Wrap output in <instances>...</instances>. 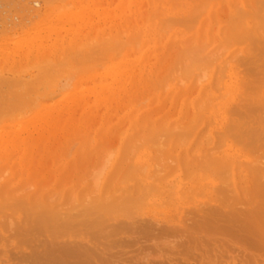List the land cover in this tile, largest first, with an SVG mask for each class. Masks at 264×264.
I'll list each match as a JSON object with an SVG mask.
<instances>
[{
    "label": "rangeland",
    "instance_id": "374dc122",
    "mask_svg": "<svg viewBox=\"0 0 264 264\" xmlns=\"http://www.w3.org/2000/svg\"><path fill=\"white\" fill-rule=\"evenodd\" d=\"M17 1L20 2V0ZM27 1H29L28 3L32 2L31 4H35L36 2L35 6H39L40 4L39 7H41L44 3L46 5L43 8L41 7L42 9L39 10L42 12V15L41 16L39 15L41 14V12L38 13L36 20L34 19L33 21L34 23H32V25L34 26L35 24L39 26L47 25L49 20H46L45 17H48V15L52 10H55V13L58 14L72 7L70 6L71 4L70 5L68 4L67 7L70 6L68 8H63V9L59 8L62 5L65 7L64 3L67 4V0H60L62 1V3L59 0H37V1L23 0L21 1L22 3L21 2L20 3L22 5L23 2L26 3V5H28L26 7L29 8V6L32 5L27 4ZM73 1L74 4H76L75 5L76 9L83 10L84 8L87 9V11L85 13L83 12L84 14L82 13L83 14V15L81 14L82 16L80 15L74 18V19L78 18L79 20L73 19L74 22L75 21L77 22V23L73 22L75 26L72 25L73 24L72 22L70 23L73 27L66 25L65 23L66 21H65L62 24L57 23L56 28H58V24H59L60 30L63 29L62 27H67L71 30L70 31L67 28L63 29L64 30L63 32L61 30L60 32L63 34V37L65 35L68 37L69 35H71V33L74 32L77 33L80 31L81 33L80 32L79 33L82 40L80 38H77L79 41L76 39L78 43L75 42L77 43V45L79 44L78 45L79 47L80 46L84 47L85 44L90 45L91 43H93V46H95L96 42H99L102 39L105 41V39H107L110 36V33L118 32L119 36L122 37V35H120L121 34L120 31L124 32L125 30H127L126 34L124 33V36L126 37L130 33L131 35H134L138 31L141 32L143 29H150L151 27L154 28V25L156 26L158 31L161 28L162 31L164 30L162 32L163 33L162 35H168V32L165 33V31L168 29L166 25L168 24L167 21H169V19L171 20V18H174L175 22H177L175 23L173 19L174 25H172V27L175 30L179 31V34L181 35L180 38L182 40L174 39L172 45H169L168 43H170V41L167 43L166 39L164 38L162 39L160 38L159 40L155 41V42L159 41V43H157V45L154 46L151 45L152 46L151 52L150 54L148 53V55L146 56V59L144 60V66L142 68L135 65L133 61L131 62L132 64H129L130 62H127L128 65H125L126 62L123 60L122 57L120 56L116 57L114 59L115 62L113 61V63L116 64L120 63L117 66L118 72L116 71L114 73L115 75L113 74L106 81H100L104 73H102V76H100L101 74H98L103 71L102 66L107 62L106 59L104 58L97 59L96 60L97 62L93 61V63H90L91 65L88 68H85L87 69L85 70L86 73L87 72L94 73L95 71L97 72L96 73L98 74L97 77L92 81L84 82L86 75L84 72H83L84 75L81 73L80 75H78V73H76L75 77L74 75L73 76L69 75V78L71 79V81L69 80L70 86L64 90L63 95L55 98L56 101L54 100L51 103V105L47 106V108L51 109L52 107H55L57 105V108L59 107L60 110L65 109L64 111H62V115L64 114L65 115L61 116L62 119L60 118L61 121L58 122V124L55 125L50 124L47 125V127L46 126L43 127L45 130L43 132L45 134L46 139L48 137L45 147L44 148L40 147L39 150L38 148L34 149L36 152L34 151L35 153H33V155L31 154L30 156L31 161L28 160L29 162L26 163L27 168L24 166L25 164H21V165L17 164V169H16L17 176L15 181H11V183H6L5 180H2L0 182V186L3 184L2 186L4 188L2 187V189H0V192L5 190L10 191L13 193V194L11 193L12 194L11 196H13L14 194H16L15 191L16 185L20 183L21 185H25L26 188L28 189L26 191V189L24 188V191L22 192L21 196L23 194L30 195L31 193L35 192L38 193L36 195H38L39 197H48L55 192L57 193V191L59 190H60L59 191L60 194H63L62 196H64V194L65 196H68L69 194L67 195V192L69 191L68 193H71L73 190H75L74 191L75 194L76 192L81 193L80 191H82L84 187L82 186L83 185L82 182H80L81 179L83 180L81 175L84 176V173H86V171L92 165H95L100 160L101 158L100 156H102V154L107 153L108 150L116 152L120 148H129L130 145L131 146L134 145V148H137L138 144L136 143L139 142H135V141L137 140L141 141V139L139 138L140 135L142 137H144L143 135H147V131H150L151 130L150 128L154 127L152 126V124L154 123H156L158 125L157 127L161 130L160 133H163V132H168L167 129L170 127V124L175 125L176 123L177 124L183 123L185 119L188 120L187 117L188 118L191 117L193 111L195 110L194 105H196V102L199 101L201 98L200 93L195 92L191 95L193 96V98L190 96L189 98L187 97L188 99L185 100L184 98L186 97L180 96L181 94H179V92H177V90H175V88L171 86L172 84L177 82L176 72H178L180 68L182 69V67L188 65V63H190L189 56L194 55L193 54L194 52L192 53L193 51L192 49H189L190 51L189 50L187 51V49L185 50V48H188L189 45H193L191 47H194V46H198L199 43L200 45H202V47L205 46L204 53L206 55H210V53H212L214 50H218L217 53L221 50L222 51L224 50L223 53L221 51L222 55L218 54L219 57L218 59L221 58L220 60L223 61L222 65L223 64L238 65L239 67L237 68V71H241L239 73L240 76L247 78L248 81L246 82L247 83L249 82L251 85L253 82H255V78H258L260 80L264 79V71H262L264 70V66L261 65L264 64L262 63L264 62L262 61L264 60V49L258 50V48L256 47V45L258 47L264 45L261 42L264 41L262 40L264 39V2H261L264 0H235L236 3L234 5L235 7L233 9L232 14L230 13V11H228L229 9L227 8V6H226L227 9H224L225 6L219 9L221 11L218 10L217 12L218 15L217 14L214 15L213 21H211L212 23H210L207 29L204 27H203L204 29L199 28L201 21H203V17L201 16L202 11L199 12L200 8L201 9L203 8L201 7V5L202 6L204 5L202 4L203 3L202 0L201 1L190 0L192 1V3L190 2L191 4L190 8L192 9L193 7L194 9H197V11L199 12V13L197 12L198 14L197 17H196V11L195 12L192 11L193 13L186 12L187 14H172V15L167 14L161 19L155 17L151 19L152 16L150 13L153 10V6L147 3L146 0H137V2L135 0V2L137 3V5L133 4L135 5V8L132 7V3H133L132 0L129 2L128 0H123V1L122 0H73ZM130 2H132L131 5ZM3 3L5 4V2H2L1 6L4 5ZM165 4L167 7L169 6L167 5L165 0H163L160 4H158L159 10L160 9H162L163 11L167 10L168 8L165 6ZM119 7H121V11ZM8 8L6 10L2 9V11L5 10L3 11V13L8 11V14H11L9 13L10 9L8 10ZM37 8L38 7H36V9ZM235 8H237V10L239 9L241 12H239V10L238 11L236 10L235 12ZM89 9H91L92 11ZM242 9L244 11H242ZM48 11L50 12L48 13ZM244 12H248L249 16H247V13L245 14ZM56 14L53 13L52 15H56ZM239 15L242 18H244L242 20V22L244 23L243 24L242 22L240 23L242 24V26L239 25L243 27V29H240V32L244 33L245 31L244 34L246 35L248 33L247 30L252 28L251 29L253 30L252 36L258 39L257 44H254V42L256 41L252 42V44H250L251 42L247 43L249 42L248 41L249 37H247L248 35H250L249 33L246 36L247 39L244 38L245 36L241 38L242 36L240 35L241 36L240 38L242 39L240 40L242 42L245 39L244 43L237 44L235 41L234 43L232 39H231L232 40L231 43L233 44L228 42L227 39L229 38V35L234 33L233 32L234 29L233 30L230 29L234 28V26L235 28H238L239 20L237 18H236L237 20H235V16H238L240 19ZM121 16L123 17L121 18ZM187 16L189 18H187ZM42 17L44 18L42 19ZM232 17L234 18L235 22H237L233 27L230 26V23L231 24L233 23L232 22L233 19L231 20ZM84 20L86 22H84ZM170 23L172 24V20L170 21ZM60 24L62 25V27H60ZM171 24H169V26ZM53 25L56 26V23ZM163 25L165 26L163 27ZM117 26L119 27V29ZM173 28H169V30H173ZM261 28L262 30H260ZM51 29L52 28H50V30L48 31L49 33L50 31L51 32L53 31V29L52 30ZM199 29L201 31L197 32ZM237 31L235 33H237ZM53 33L54 32L49 34L51 36L49 40L51 39V41H49L46 38L45 41L43 40L44 41L43 43L50 44V42H52L55 37L54 36L55 34ZM156 35L157 34L155 33L153 36H151V39L156 40ZM197 36L199 37L195 38ZM97 37L99 39L101 37L102 38L101 40H98ZM204 37H208V39ZM121 39L124 40L123 37ZM193 39H195V42ZM103 40L102 42H104ZM132 40L133 39H130L131 42ZM236 41H237V37H236ZM182 42L183 45L181 44ZM226 42L228 44L230 43L229 44L230 46L226 45L227 44ZM259 42H261V44ZM60 43L61 42H59L58 44ZM71 43L66 41V43L60 44L59 45L60 47L58 46L59 48L58 50L60 52L57 51L59 53L58 54L56 53V57L52 56L51 58L57 62L59 56L61 59V61L59 59L60 63L62 62V60L66 62L65 59H68V57L70 58V54L72 56L73 53H77L76 51L77 49H74V47L68 45ZM218 43L220 44L221 47L224 48L219 50L220 48L218 49L219 46ZM123 46L124 45H122V47ZM64 47L69 49H67L65 52H62V49H64ZM126 47L127 48L125 50H129L132 48V45L129 46L127 45ZM183 50L185 51L183 52ZM95 51L99 52L100 50L97 51L96 49ZM130 51H132V49ZM186 51L189 53L191 52L192 54L190 55L189 53H187L189 55L187 56ZM247 51L249 55L247 54ZM67 52L69 56L66 54ZM238 52L241 54V56H238L240 55ZM184 53L185 56H187L184 57L185 61L183 60V56H182ZM113 55L116 56V54L114 53L111 56ZM235 55L241 57V61L238 58L240 62L235 59L237 58L234 57ZM244 55L249 57L253 56V59L252 58L251 59L252 61L254 60L256 62V63L254 62V64H257L258 67L255 68L252 62L249 64V66H248L249 62H247V64L246 63L244 64L245 61L243 62V60L246 58L243 57ZM65 56L67 58H65ZM51 58H49L50 61ZM213 58L214 56H211L210 59ZM232 58H234L233 61H231ZM258 58H260L261 60H258ZM27 60L28 59L20 60V61L17 60V64L15 63L16 65L13 67L14 71L15 68L17 69L19 68L20 71V68L24 69V66L25 67L28 66L29 62H27ZM29 60L31 61L32 59ZM53 60L50 63L54 62ZM32 61L35 64L34 60ZM65 62H62L64 64L61 63L62 66L60 65V63L58 64L59 66L58 65L55 66L56 64L54 65L56 67L54 68L55 70L58 67L57 72L55 71L56 73H58V71L60 72L61 70L65 72L67 71L69 67L67 65H66L67 67L64 66ZM182 64L184 66L180 67ZM243 66L245 69L243 68ZM247 66L251 68V71L250 70L248 71L246 69ZM36 67L33 65L31 66L32 68L31 70L30 69L27 70L32 71ZM178 67L180 68L178 69ZM121 69L124 70L125 72L126 69H130V70L129 71L127 70V72L124 75L123 73L124 71L119 72V70L122 71ZM241 69H244L245 73ZM242 72L244 73L245 76L247 75L248 77L243 76V74H241ZM26 73L23 74L20 73V74L23 76ZM128 73H130V75ZM126 76L127 79L129 78L128 80L126 79ZM121 77L124 79L122 80ZM251 79H253L252 80L253 82H251ZM258 79H256V81H258ZM114 80L116 81L115 83L117 85L113 82ZM63 81L64 78L60 80L61 83ZM78 81L82 82L80 85H78V88L81 89L80 87H82L81 90L83 92H81V90L79 92V90H76L78 88L74 89L73 86H71L73 82L75 83ZM117 82H119V84L121 85H119ZM123 82L125 83V85ZM101 83L105 85L107 84L109 86L113 85L112 86L113 88H111L109 92L104 93L105 94L104 97L103 95L96 96L97 94H95L97 93L96 92L98 88L97 86H100ZM248 85L246 86L245 84V89L247 90H245L244 87L240 89L238 93L239 96L231 104L233 109L235 108H236L235 110L241 109L238 112H244L243 106H245L246 103L247 106L252 103L250 100H248L249 99L248 95L251 92V89L249 88ZM71 90L73 91L75 90V91L73 92ZM244 91L245 94L243 95ZM246 91H248L249 93H247ZM77 92H79V95H77L78 94ZM259 92L260 93L262 92L261 88H259ZM175 93H177L178 95ZM260 93L258 94L255 93V94L259 95ZM196 95L199 96H197V99L195 100ZM82 96L85 98V102L87 98H89L87 100L89 102L85 103L84 98H82ZM107 96H109L110 98L109 97L107 98ZM259 96H261V94ZM259 96L258 97L256 96L257 100L259 99ZM98 97L101 100L96 101ZM79 98H81V100ZM193 100L195 103L192 102ZM83 103L85 105H83ZM61 106H63L64 108H62ZM232 108L229 109V112L233 111ZM136 110H138L139 114L144 112V114L145 115L147 114L146 116H148V120H146V122L143 124L141 123L142 126L141 124H139L140 122L137 123L138 124L137 126H134L135 124L134 122H132L134 121L133 118L135 119L134 111ZM235 110L233 111L234 113L236 112ZM254 110L255 111L248 113L246 117H243L244 119L242 117L240 118L239 116L238 120L240 123L244 124L243 128L247 126L251 128L254 126L253 129H256L255 127H258L257 128L258 130L261 129L264 130V104H259ZM33 111H32L33 113L31 112L29 114L30 117L36 115L39 111V108H36ZM40 113L41 112H39L38 114ZM231 115L233 117L235 116L234 118H237L236 117L237 115L233 113ZM253 115L256 116L254 117ZM130 123H132L133 126H131L132 124ZM146 127L149 128V130L147 129L145 131ZM177 129H172V132L173 130L176 131L174 132L176 133V136L177 133H179V129L181 128H177ZM222 131H223L222 129L216 130V132H220V133ZM142 132H144V134L139 135V133ZM35 133H34V138H37L39 133L36 134ZM262 134H264V132H262ZM261 136L262 137L255 138L256 146L248 142H244L245 144L244 146L241 145V143L243 144V142L237 144L236 142H233L232 139H228V143L233 142L232 144H235L236 148H239V150L243 153V155L247 156L245 159H246V163H248L247 165L248 167H246L245 173H242L241 175L243 176L241 177L240 175L238 177L239 179H236L234 184L230 183L229 179L226 181L225 179H219L217 176L213 174L214 172H212V170H209L210 171L209 172L202 168L201 163L203 162L202 164L206 165L208 161L201 159L200 156L202 155L201 152L197 156L196 154H198V152H195L196 151L195 149L202 150L203 147L204 148L206 147L205 144L203 146L199 145L198 141L196 140L197 144H193V146L190 145L188 148L175 149L176 154H178L180 157H187V156L189 157L187 150L190 151L189 154L191 156L195 152L196 157H194L193 155L192 156L194 157L193 160H191L192 159L191 157L190 160L192 161V163L189 164V167L188 165L185 166L184 164L182 165L180 164V166L178 165L179 167L177 166L179 169L178 168H175V170L172 169L173 171L171 172L170 176L160 184V189L157 191V194L154 195L152 194L151 197H149L150 199L149 202L143 204V206L140 205L138 207L140 211L138 210L136 212H133L131 213L132 215L129 213H125L124 211H123L124 214L122 212L123 215L120 214L121 211L119 212V214L117 213L104 214V212H102L103 213L102 214L101 212H97L98 210L96 209L90 211L92 213L89 215V211L86 212L87 214H85V212H83V210L80 209V207H78L79 212L76 208L67 211V209L63 207L65 206L64 204L65 196L64 197L56 196L58 198L54 200L55 202L52 201L51 204V207H54L51 209H56L55 207H57L56 214L58 216L56 217L59 218L60 216H62V218H59V220L61 219V221L67 218L64 217L66 216L64 214H63L64 216L59 215L62 214L61 212H63V208H64L65 209L64 211H67L69 215L71 214L70 217L72 218H69L70 220L67 218L69 222L70 221L71 222L70 225H68L69 226L68 229L66 228L64 230V233L63 231L60 232L58 230L59 231L58 232L57 230H52L53 231L52 234V232H50L51 230L48 231V229L47 228L45 229L44 227L41 229L39 228L41 230V232H39V229L38 227H36L35 224L34 226L36 230H34L33 224H31V222H29L30 220L28 219L32 217V214L30 212H33V214L36 212L33 209L30 210V212H28L29 215H31V217H28L29 215L26 216L25 215L26 213L23 212V211L26 212V210L24 209H22L23 211L21 210L23 213H21L20 210L18 211L16 209V214H15L14 209L12 212V209L9 210L6 207L2 208L3 210L1 209L0 211L1 214L0 215V224H1L0 225V264H11V262L12 264H16V263L37 264L36 261L42 262V260L45 257L42 258V260L40 257L45 254L48 257L49 255L51 256V254L53 255V257H56L54 255L58 254V256L61 255L62 259L64 257L69 261L71 260L70 262H77L78 260L80 261L83 259V262L81 261L80 264L82 263L83 264L85 263L86 264H264V243L261 242L264 241L262 240L264 239V232H262V230H264V226H262L264 225V219H262L264 218V164H260V163H264V158H261L264 157V135ZM178 137H175V135L173 134V138H175L174 142H177L179 140ZM193 138L194 137H191L190 140L188 141H191ZM218 139H215V141H218ZM257 139L260 140L259 143ZM246 144L247 145L249 144L250 146L249 145L247 146ZM146 146H147L146 144L141 145V147L138 146L139 149H137V153L145 152L144 148ZM191 148H193V152L191 151ZM224 148L225 147H223L222 149ZM215 153H220V150L216 151ZM12 154L13 155L11 156L12 157L11 162H15L16 160L24 158L26 156L25 153L21 150L19 151L15 150ZM195 158L198 159L195 160ZM5 162L6 161H4V156L0 154V168L4 165ZM152 167L153 165H151V168ZM260 167L262 168L258 170V168ZM188 169L190 170L194 169V173L197 174L193 173L191 178L185 177L187 174L186 170L188 171ZM254 169L256 170L255 171L256 173L254 172ZM77 179L78 180L80 179L78 183H77L78 181ZM254 179L255 181H253ZM238 181H241V183L239 184ZM26 184H29L28 185L29 188L27 187ZM30 184H32L33 186L31 185L32 186L31 187ZM191 188L193 189V191L191 190ZM54 205H58L59 207L61 206L63 208L60 211L58 210L59 207ZM40 210L41 208L40 209L38 208L37 211ZM81 211L84 213V215L83 214L81 215L82 213ZM248 211L250 212L248 213ZM76 212H78L80 215L77 214ZM9 215H11V217ZM3 216H5L6 218L7 216H9V219L11 218L10 221H8L9 219L6 220L3 219ZM128 216L129 217L131 216L130 218H132L133 220L135 218L134 223H136V221L137 222L140 221V219L141 221L146 219L145 220L146 225L145 222L143 221L142 222L140 221L138 223L139 225L142 223V226L144 228L145 226L151 224V229H149V231L150 230L151 231L145 233V230H143L144 231L143 232L142 226L138 227L137 223L135 224L136 227H133L131 229L123 230L120 232L114 231L115 226L119 224H123L121 222L127 223L126 221H128V223H130V221H133L132 219H129ZM25 217H27L26 218L27 221H25ZM59 220L57 219V222L60 223L61 221ZM245 220L248 223L245 222ZM12 221L14 222L12 223ZM251 221H254L252 222V225L250 224L252 228L251 227L248 228L249 227L248 225H247L248 227H246L245 224L246 223L249 224L251 223ZM256 221H259L260 223L259 222L257 223ZM8 222H11L12 224L10 223L9 225ZM78 222H80L81 224ZM242 222L244 225L242 224ZM261 222L262 225H260ZM26 223H29L31 227L32 226L33 227L30 228V225L28 226V224ZM75 223H77L78 225L75 226ZM24 224H26V226ZM257 224H259L260 226L258 225L257 227ZM27 227L30 229H28ZM259 227H261L262 230ZM44 229L47 230L49 233L46 232ZM255 229H257L258 231L257 233H255L256 232ZM252 231L254 233H252ZM56 232H58V234H55ZM244 232L247 234H245ZM255 234L256 235L258 234L259 237L261 236L262 238L261 237L258 238ZM258 239H260V241H258ZM71 245L73 246V248L75 247L77 250L73 249ZM60 250L62 253L63 252L64 253L62 254ZM75 250L77 253L79 252L80 254L85 251V253L88 255L86 256L85 253L81 254L80 256L79 254L76 255L74 254ZM68 251H72L70 253L74 255L69 254ZM36 255L40 259L33 261L35 259L33 257H36ZM65 259H63L64 264H65ZM27 260H30V262ZM70 262L69 264H73Z\"/></svg>",
    "mask_w": 264,
    "mask_h": 264
},
{
    "label": "bare ground",
    "instance_id": "6f19581e",
    "mask_svg": "<svg viewBox=\"0 0 264 264\" xmlns=\"http://www.w3.org/2000/svg\"><path fill=\"white\" fill-rule=\"evenodd\" d=\"M9 1H10V3H9ZM21 1H23V0H20V2ZM129 1H131V0H128V2ZM146 1H147V3H149L150 5L153 6V10L150 13L152 16L151 19H153L154 17L161 19L162 17H164L167 14H170V15H172V14H187L186 12H192V11L193 12L196 11V17L198 16L197 9H194L193 7H192V9L190 8L191 7L190 2L192 3L193 0L192 1H190V0H165L167 5H169L167 7L165 4V6L168 8L165 11H163L162 9L159 10V7H158V4H160L163 0H146ZM202 1H203L202 4H204V5L203 6L201 5V7H203V8L201 9L200 7H198V8H200V10L198 9L199 12L202 11L201 16L203 17V21H201V23L199 25V28H202V29H204V28L207 29L209 27L210 23H212L211 21H213L214 15L217 14L218 10L223 8L224 6H225L224 9L228 8L229 9L228 11H230V13L232 14L233 9L235 7L234 5L236 3L235 0H202ZM2 2H5V4L4 3L3 4L6 7L4 5L1 6ZM20 2H18L17 0H14V1L13 0H0V8H1L0 9L1 10V13H0V154L4 156V161H6L4 163V165L0 168V182L2 180H5L6 183H11V181H15L16 176H17L16 175L17 164H20V165L25 164L24 166L27 168L26 163L31 161V157H30L31 154L33 155V153L36 152L34 149L38 148V150H39L40 147H42V148L45 147L48 137L46 139L45 134L43 132V131H45L43 127L44 126L47 127V125H50V124H52V125L58 124V122L61 121L60 118L62 119L61 116L65 115V114L62 115V111H64L65 109L60 110L59 107L57 108V105L55 107H52V108L50 107L51 109L47 108V106L51 105V103L54 100L56 101L55 98L63 95L64 90L70 86L71 79L69 78V75L70 76L74 75V77H75L76 73H78V75H80V73L83 74V72H84L86 74L84 82H86V81L89 82V81H92L93 79H95L98 74H101L100 76H102V73H104V75L101 77L100 81H106L110 76H112L118 70L117 66L120 63L119 64L113 63V61L116 57H119V56L122 57L123 60L126 62L125 65H128L127 62H130L129 64H132L131 62L133 61L135 63V65L142 68L144 66V60L146 59V56L148 55V53L150 54V52H151V47H152L151 45L154 46V45H157V43H159V41L158 42H155V41L159 40L160 38L161 39L164 38V39H166L167 43L170 41V43H168L169 45H172V42H174V39L182 40L180 38L181 35L179 34V31L175 30L172 27V25H174L173 23L175 22V19L171 18L172 24L170 23L171 20L169 19V21H167L168 26L166 25V27H168V29L165 31V33L168 32V35H162L163 34L162 32L164 30L162 31V28H161L158 31L156 26L154 25V28L151 27L150 29H143V30L140 28L142 30L141 32L138 31L134 35H131V33H130L126 37L124 36V33L126 34L127 30H125L124 32L120 31V33H121L120 35H122L124 40L121 39L122 37L119 36L118 32L110 33V36L107 39H105V41L102 39L104 42H102V40H101L102 37L100 39L97 37L98 40H101V41H99V42L94 41V42H96L95 46H93V43L90 42L91 43L90 45L85 44L84 47L80 46L81 47L80 48L78 46L79 44L77 45V43L79 41L77 38L81 39V37H80L81 32L80 31H79L80 33L74 32V33H71V35H69L68 37L66 35L63 37V34L60 31L62 30V32H63L64 31L63 29H66L67 27H62L61 24L66 21L65 22L66 25H69V26L74 25L75 26L74 23L76 21L74 22V20H76L78 18H76V19H74V18L80 16L83 12L85 13L87 11V9H84V8H83V10L82 9H76V6H75L76 4H74V1L73 0H67V4L64 3L65 7L63 5L60 7L58 6V7L63 9V8H68V7L72 6V7H70V9H66L65 11H62L58 14L55 13V10H52L51 12L48 11V13L50 12V14L48 15V17H45L46 20H49L48 24L45 26H39V25L35 24V26H34V25H32V23H34L33 22L34 19L36 20L38 13L41 12L39 10H41L44 6H46L45 3L41 6L42 7L41 8V7H39L40 4H39V6H35L36 2H35V4H31L32 2L28 3L29 1H27V4L32 5V6H29V8H28V7H26L28 5H26V3H24L26 1L23 2V5L21 4L22 2L21 3ZM60 2L62 3V1H60ZM132 2H130V5L132 3V7L135 8V5H133V4L137 5V3H136L137 0H136V2H135V0H132ZM261 2H264V1H261ZM68 4L69 5L71 4V5L67 7ZM226 6H227V8H226ZM36 7L40 8V9H38V8L36 9ZM7 8H8V10L10 9L9 13H11V14H8V11L3 13V11H5ZM90 8H92V7H90ZM119 8L121 11V7H119ZM2 9H5V10L2 11ZM57 10H58V8H57ZM89 10H91V9H89ZM236 10H237V8H235V12H236ZM104 11H105V9H104ZM219 11H221V10H219ZM242 11H244V10L242 9ZM239 12H241V11L239 10ZM254 12H255V10H254ZM53 13L56 15H52ZM95 13H97V12H95ZM244 13L245 14L247 13V16H249L248 12H244ZM244 13H241V14H244ZM39 15L41 16L42 12ZM99 15H101V14H99ZM86 17H88V16H86ZM122 17L123 16H121V18ZM243 17H244V15H243ZM43 18L44 17H42V19ZM80 18H82V17H80ZM187 18H189V17L187 16ZM236 18L239 20L238 21L239 22V24H238L239 30H238V28H235V26H234L237 23V22H235V20H237ZM111 19H113V18H111ZM118 19H119V17H118ZM173 19H174V22H173ZM243 19L244 18H242L241 16H240V19L238 16H235V20L233 17L231 18L233 23L232 24L230 23V26H232V27L234 26V28L230 27V28H232L230 30L234 29L235 31L233 30L234 33L231 32L232 33V34H230L231 36L229 35V38L227 39L228 42L231 43L233 40V42L235 41L237 44H240V43H244L245 39H247V37H249V40H248L249 42H247V43L251 42L250 44H252V42L256 41V42H254V44H257L258 39L252 36V33H253V30H251L252 28L247 30V32L250 35H248V33L245 35L244 34L245 31H244V33L242 32L243 34L240 32V29H243V27H241L242 24L244 23V22H242ZM187 21H188V19H187ZM70 22H72V23L74 22V23L71 25ZM84 22H86V21L84 20ZM241 22H242V24H240ZM55 23H56V26L53 25ZM57 23H61L60 27H62L63 29L60 30L59 24H58V28H56ZM175 23H177V22H175ZM169 24H171V25L169 26ZM239 25H241V26H239ZM63 26H64V24H63ZM164 26L165 25H163V27ZM50 28L53 29L52 32H54L53 34H55L54 35L55 37H54V40L52 42H50V44L49 43L45 44V43H43L45 41V39L47 38L49 40V38L51 37L49 34L52 32L51 31H50V33L48 32L50 30ZM169 28H173V30H169ZM67 29H69V28H67ZM118 29H119V27H118ZM249 30H250V32L251 31L252 32L250 33ZM260 30H262V28ZM199 31H201V30L199 29L197 32H199ZM236 31H237V33H235ZM122 32H123V34H122ZM180 32H182V31H180ZM155 33L157 34L156 40H153V39H151V36H153ZM48 35H49V37H48ZM200 36H201V33H200ZM206 36H208V35H206ZM243 36H245L244 37L245 39L242 42L241 38H243ZM198 37L199 36H197L195 38H198ZM236 37H237V41L239 43L236 41ZM4 38H6V39H4ZM204 38L208 39V37H204ZM250 38H251V40H250ZM130 39H133L134 41L132 40V42H131ZM193 40L195 42V39H193ZM229 40H231V41H229ZM262 40H264V39H262ZM49 41H51V39ZM66 41H68L69 43H71V42L73 43V44L71 43L68 45H71L72 47H74V49H77L76 50L77 53L72 52L73 55L71 56V54H70V58L68 57V59H65V58H67L66 56H65V58H62V59L66 60V62L62 60V62H65L64 66L67 65L69 68L67 69L66 72L61 70L62 71V72L60 71L61 73L59 71H58V73H56L58 70V67L56 70L54 68H56L55 66H57L60 63L61 59L58 56L60 61L58 59L59 62L58 61L56 62L51 57L52 56L56 57V53L58 54L60 52L58 50L59 49L58 46L60 44L66 43ZM59 42H61V43L58 44ZM75 42H77V43H75ZM261 42H262V44H264V41H261ZM261 42H259V43L261 44ZM133 43H134V45H133ZM219 43H222V42H219ZM219 43H218V45L220 46ZM121 44L124 46L122 47ZM181 44L183 45V42ZM203 44H204V42H203ZM229 44L227 43L226 45H229ZM231 44H233V43H231ZM127 45L128 46L132 45V48H131L132 51H130L131 49L125 50L127 48L126 47ZM100 46H102V47H100ZM118 46H120V47H118ZM191 46H193V45H189L188 48H185V50L187 49V51H188L189 49H192L193 50L192 53L194 52L193 53L194 55L189 56L187 54L189 52L186 51L187 56H189V58H190L189 59L190 63H188V65H186L185 67H182V66H184L182 64L180 66V67H182V69L180 67H178V69L180 68V70L179 71L177 70L178 72H176L177 82L175 81L176 83L172 84L171 87L175 88V90H177V92H179V94H181L180 96L186 97V98H184L185 100L188 99L195 92L200 93L201 98L199 101L196 102V105H194L195 110L193 111L192 116L190 115L191 117H189V118L187 117L188 120L185 119V121L183 123H179V124L176 123L175 125L170 124V127L167 129L168 132L160 133L161 130L157 127L158 125L156 123H154V124H152V126H154V127L150 128L151 129L150 131H147V135H143L144 132L139 133V135L142 134L144 137H142L140 135L139 138L141 139V141H138V140L135 141V142H139L136 144H138V146H140V147H141V145H145V144L148 146V147L146 146L144 148L145 152H143V153H137V149H139L138 146H137V148H134V145H132V146L130 145L129 148H120L116 152L108 150L107 153L102 154V156H100L101 157L100 160L95 165H92L86 171V173H84V176L81 175L83 180L79 177L81 179V180L79 179L80 182H82V184H83L82 186H84L82 191H80L81 193L76 192V194H75V192H74L75 190H73L71 193H68L69 191L67 190L68 191L67 195L68 194L69 195L65 196V194H64L65 203L64 202L63 203L65 204V206H63V207L65 209H67V211H70L71 209H75V208L78 210V207H80V209H82L83 212H85V214H87L86 212L89 211V215L92 213L90 211H92L94 209L98 210L97 212H101V213L104 212V214L105 213H107V214H110V213L119 214L120 211H121L120 214H122L123 211L125 213H129V214L136 212L139 210L138 207L140 205L143 206V204L149 202V200H150L149 197H151L152 194L153 195L157 194V191L160 189V184L166 178H168L170 176L171 172L173 170H175V168H178L180 166V164L181 165L184 164L185 166L188 165V167H189V164L192 163L191 160H193V158L196 157L195 152H198V154H196L197 156L201 152L202 153V155H200L201 159L208 161V163L206 165L202 164L203 162L202 163L200 162L202 168L205 169L206 171L212 170V172H214L213 174L215 176H217L219 179H225V181L229 179L230 183L234 184L235 180L239 179L238 177L242 173H245V169H246V167H248L247 166L248 163H246V159H245L247 156L243 155V153L239 150V148H236V145L232 144V143L236 142L237 144L238 143L240 144L241 142H243V144L241 143V145L245 146L244 142H248V143L256 146L255 145V138L256 137H262L261 135H264V134H262V132H264V130H262V129L258 130L257 129L258 127H255L256 129H253L254 126L251 128L248 126L243 128L244 124L240 123L238 120L239 116H240V118L246 117V115L248 113L255 111L254 109L259 104H264V85H262V84H264V79L260 80L258 78H255V82H253L252 81L253 79H251V82H253L251 85L249 82L248 83L246 82V81H248L247 78L240 76L239 73L241 71H237V68L239 67L238 65H234V64H228V65L223 64L222 65L223 61L220 60L221 58L218 59L219 58L218 54L222 55L224 50L222 51L221 49L224 47L218 46V49L220 48L219 50H221L222 53H221V51H219L217 53L218 50H214L212 53H210V55H206L204 53V51H205L204 47L205 46L202 47V45H200L199 43H198V46H194V47H191ZM252 47H254V46H252ZM256 47L258 48V50L264 49V45H262L261 47H258L256 45ZM94 48H95V50L97 49V51H99V50L100 51L96 52L94 50ZM67 49H69V48L64 47V49H62V52H65ZM236 49H238V48H236ZM78 50H79V52H78ZM185 50H183V52ZM211 50H210V52H211ZM57 51H59V52H57ZM76 51H74V52H76ZM62 52H61V54H62ZM249 52H250V50H249ZM251 52H252V50H251ZM113 53L116 54V56H114V55L111 56ZM192 53L190 52L189 54L191 55ZM66 54L68 55V52ZM247 54H248V51H247ZM229 55H230V53H229ZM62 56H63V54H62ZM182 56H183V60L185 61L184 57H187V56H185V53ZM211 56H214V58L210 59ZM238 56H241V54ZM238 56L235 55L234 57H237V58H235L236 60H238V58H239L241 61V57H238ZM243 57L244 58L246 57L245 58L246 60L245 59L243 60V62L245 61L244 64L245 63L247 64V62H249L248 66L251 62L254 64L255 61L254 60L252 61L253 56L249 57V56L244 55ZM243 57H242V59H243ZM49 58H51V61L53 60L56 63H54V62L50 63L51 61ZM101 58H104L107 61L102 66L103 71L98 73V74H96L97 73L96 71L94 73H88V72L86 73L85 70H87V69H85V68H88L91 65L90 63H93V61L97 62L96 60L101 59ZM26 59H28L27 62H29V63H28V66H26V67L24 66L25 70L20 68V71H19V68L18 69L15 68V71H14L13 67L17 64V60L20 61V60H26ZM29 59L34 60L35 64L33 63L32 60L30 61ZM233 59L234 58H232L231 61H233ZM258 60H261V59L258 58ZM262 61H264V60H262ZM61 63H60V65L62 66V64H64V63H62V64ZM262 63H264V62H262ZM12 64H14V65H12ZM29 64L30 65L32 64L31 66L34 65L35 67L36 66H38V67H36L32 71H29L27 69H30V70L32 69ZM41 64H43V65H41ZM259 64H260V62H259ZM135 65H133V66H135ZM261 65L264 66V64H261ZM248 66L246 67V69L248 71L249 70L251 71V68ZM253 66H255V68L258 67L257 64H254ZM120 67H122V66H120ZM131 68H132V66H131ZM243 68H244V66H243ZM16 69H17V71H16ZM244 69H241V70L244 71ZM124 70H125V68H124ZM124 70H122V71L119 70V72H123ZM127 70L129 71L130 69H126V72H127ZM252 71H253V69H252ZM262 71H264V70H262ZM26 72H28V73H26ZM126 72L125 71L123 72L124 75ZM20 73H22V74L26 73L25 74L26 76L25 75L22 76ZM244 73H245V71H244ZM244 73L242 72L241 74H243V76H245ZM16 74H17V76H16ZM128 74L130 75V73H128ZM130 77H133V76H130ZM245 77H248V76L246 75ZM29 78H30V80H29ZM63 78H64V81L61 83L60 80ZM123 79L124 78H122V80ZM126 79H127V76H126ZM256 79H258V81H256ZM122 80H121V82H122ZM142 80H144V79H142ZM26 81H27V83H26ZM113 82L115 83L116 81L114 80ZM81 83H82L81 81H78L75 83L73 82L71 84V86H73V88L76 89V88H78V85H80ZM117 83L119 84V82H117ZM26 84H28V85H26ZM245 84H246V86L249 84L248 86L251 89L252 93L249 90L248 91L250 93L248 91H246V92L249 93V95H248L249 99L248 100H250L252 103L247 106V103L245 101L246 105L244 104L245 106H243L244 112H238L241 109L235 110L236 108L233 109L231 104L239 96L238 93H239L240 89L242 87H244V89H245ZM119 85H121V84H119ZM124 85H125V83H124ZM112 86H109L107 84L105 85V84L101 83L100 86H97L98 87L97 91H96L97 93H95V94H97L96 96L103 95V97H104L105 96L104 93L109 92L111 90V88H113ZM12 87H13V89H12ZM14 87H16V88H14ZM80 88L82 89V87H80ZM94 88H95V86H94ZM115 88H116V86H115ZM259 88H261V90H262L261 93L259 92ZM81 89L78 88L76 90H79V92H80ZM17 90H19V91H17ZM245 90H247V89H245ZM71 91H73V90H71ZM79 92H77L78 93L77 95H79ZM81 92H83V91L81 90ZM255 93H257V94L260 93L262 97L259 96L260 94L257 95ZM175 94H177V93H175ZM244 94H245V91H244L243 95ZM84 95H85V93H84ZM83 96H82V98H84ZM109 96H107V98ZM197 96H199V95H196L195 100L197 99ZM256 96L257 97L259 96L260 100L259 99L257 100ZM77 97H79V96H77ZM191 97L193 98V96H191ZM79 99L81 100V98H79ZM88 99L89 98H87V100ZM87 100H86V102H89ZM98 100H101V99H99V97H98L96 101H98ZM243 101H244V99H243ZM84 102H85V98H84ZM192 102H194V100ZM256 104H257V106H256ZM83 105H85V104L83 103ZM89 105H87V106H89ZM61 107L64 108L63 106H61ZM82 107H84V106H82ZM36 108H39L38 113L39 112H41V113L40 114L37 113L36 115L30 117L29 114ZM230 108H232L233 111L235 110L236 112L234 113L232 110H231L232 112H229ZM232 113L237 115L236 116L237 118H234L235 116L233 117L231 115ZM134 115H135V119L133 118L134 121H132L135 124L134 126H137L138 125L137 123H139V122H140L139 124H141V123L143 124L146 122V120H148V116H146L147 114L145 115L144 112L139 114L138 110H136V111H134ZM26 116H28V117H26ZM130 124H132V123H130ZM142 124H141V126H142ZM131 126H133V124ZM177 128H181V129H179V133H177V136H176V133H174L176 131L173 130V132H172V129H177ZM147 129L149 130V128L146 127L145 131ZM220 129L223 130L221 133L216 132V130H220ZM41 130H42V132H41ZM46 130H47V128H46ZM143 131H144V129H143ZM35 132L39 133L37 138H34ZM173 134L175 135V137H178V134H179V137H178L179 140L177 142H174L175 138H173ZM141 137L144 139H142ZM191 137H194V138L191 141H188V140H190ZM215 139H218V141H215ZM228 139H232L233 142L228 143ZM196 140L198 141L199 145L203 146L205 144L206 147L205 148L203 147L202 150L201 149H199V150L195 149L196 151L193 154L194 157H192L193 155L191 156L189 154L190 151H188V150H187V153H188L189 157L188 156L187 157H180L178 154H176L175 149L188 148L190 145L193 146V144H197ZM260 140H261V138H260ZM260 140H258V143L260 142ZM212 145H214V146H212ZM223 147H225V148L222 149ZM193 148H191L192 152H193ZM15 150L23 151L26 156L24 158L16 160L15 162H11V158H12L11 156L13 155L12 153ZM218 150H220V153H215ZM191 157H192V159H191ZM261 158H264V157H261ZM197 159L198 158H195V160H197ZM32 162H34V161H32ZM256 162H258V161H256ZM260 164H264V163H260ZM151 165H153L152 168H151ZM190 168H191V166H190ZM261 168L262 167L258 168V170H260ZM255 171L256 170L254 169V172ZM82 172H84V171H82ZM186 173L187 174L185 177L191 178L193 173H194V169L193 170L188 169V171L186 170ZM194 174H197V173H194ZM242 176L243 175H241V177ZM79 180L77 181V183L79 182ZM242 181H244V180H242ZM253 181H255V179ZM238 183L240 184L241 181H238ZM243 183H245V182H243ZM19 184L20 183H18L16 185V187H15L16 188L15 189L16 194H14L13 196H11L13 193L10 191L5 190V191L0 192V211L2 208L6 207L9 210L12 209V212L14 209L15 214H16V209H17L18 211L20 210L21 213H23V212L26 213L25 215L28 216L29 215L28 212H30V210L33 209L34 211L38 212V213L35 212L36 213V214L34 213L35 215L33 214V212H30L32 214V217H31V215L28 216V217H31V218H28L30 220V221L29 220L28 221L31 222V224H33V226L35 224L36 227H38V229L39 228L41 229L43 227L45 229L47 228L48 231L51 230L50 232H52V234H53L52 230H57V231L59 230L60 232L63 231V233H64V230L66 228L68 229V227H69L68 225H70L71 221L69 222V220H70L69 218H72V217H70L71 214L69 215V213L67 211H64L65 209L63 207H61V206L59 207L58 205H54V206H58L59 207L58 210H60V211L63 208L64 213L61 212L62 214H59V215L64 214L66 216H64V215L63 216L67 217L69 219L68 220L67 218H65V219L63 218L64 220L61 221V219L59 220V218H62V216H60L59 218L56 217V216H58L56 214L57 213L56 212L57 207H55L56 209H51V208H54V207H51L52 201H54L56 198H58L56 196L64 197V196H62L63 194H60V192H59L60 190L57 191V193L55 192L48 197H39L38 195H36L38 193H35V192L31 193L30 195H27V194L24 195L23 194L24 196L23 195L21 196L22 192L24 191V188L26 189V191L28 189L26 188L25 185H21V184L19 185ZM32 184H30V186ZM221 184H223V183H221ZM236 184H237V182H236ZM2 185L0 186V189H2V187H3ZM26 185L29 188V186H28L29 184H26ZM76 188H74V189H76ZM11 189H13V188H11ZM191 190L193 191L192 188H191ZM11 191H13V190H11ZM30 204H32V205H30ZM66 205H67V208H66ZM38 208L39 209L41 208V210L37 211ZM22 209L26 210V212L23 211ZM134 209H135V211H134ZM74 211H76V210H74ZM78 212H79V210H78ZM78 212H76V213L79 214ZM83 212L81 213V215L82 214L84 215ZM124 212H123V214H124ZM249 212L250 211H248V213ZM12 214H14V213H12ZM11 215H9V216L11 217ZM5 216H3V219H5V220L9 219V216H7V218ZM21 217H22V215H21ZM128 217H127V219H128ZM130 217H129V219H132ZM1 218H2V216H1ZM12 218H13V216H12ZM26 218L27 217H25V221H27ZM74 218H76V217H74ZM10 219L8 221H10ZM57 219L61 222L60 223L57 222ZM262 219H264V218H262ZM66 220H68V221H66ZM134 220H135V218H134ZM134 220L130 221V223H128V221H126L127 223L121 222L122 221L121 220L120 222L123 224H119V225L115 226L114 231L120 232L123 230L131 229L133 227H136L135 226L136 223L138 224V227L142 226V223L140 225L138 223L141 221V219L138 222L136 221V223H134ZM145 220H142V221L145 222ZM250 220H251V218H250ZM260 221H262V220H260ZM13 222L14 221H12V223ZM245 222H247V221L245 220ZM252 222H254V221H251V223H249V224H247L248 223L247 222L245 224L246 227L249 226L248 228H250L251 227L250 224L252 225ZM256 222L258 223L259 221H256ZM8 223L10 225L11 222H8ZM78 223H80V222H78ZM26 224H28V226L30 225L29 223H26ZM26 224H24V225L26 226ZM148 224H150V223H148ZM242 224H243V222H242ZM76 225H78V224L75 223V226ZM145 225H146V222H145ZM258 225L259 224H257V227H258ZM260 225H262V222ZM147 226H150V227H147ZM147 226H145V228L142 226V231L145 230V233H147L149 231V229H151V224L147 225ZM262 226H264V225H262ZM10 227H12V226H10ZM32 227L30 225V228H32ZM30 228H28V229H30ZM240 228H241V225H240ZM259 228H261V227H259ZM259 228H257V229H259ZM40 229H39V232H41ZM257 229H255L256 230L255 233L258 232ZM34 230H36L35 226H34ZM261 230H262V228H261ZM45 231L48 232L47 230H45ZM58 232H56L55 234H58ZM262 232H264V230H262ZM252 233H254V232L252 231ZM245 234H247V233H245ZM256 236L258 238L261 237V236L259 237L258 234ZM262 240H264V239H262ZM258 241H260V239H258ZM261 242L264 243V241H261ZM71 247L73 248L72 245H71ZM73 249H76V248L74 247ZM61 250H63V249H61ZM61 250H60V252H61ZM76 250L74 251V254H76V255L79 254V256H80L81 254L85 253V251H84L83 253L80 254L79 252L77 253ZM68 252H69V254H71L70 252H72V251H68ZM43 253H44V251H43ZM74 254H71V255H74ZM87 255L88 254H86V256ZM51 256L49 255V257H48V256H46V254L42 255L40 257L41 260L44 257H45L44 258L45 260L43 259L44 261L42 260V262H40V261H36V262H37V264H64L63 259H65V258L63 257V259H62L61 255L58 256V254H57V255H54L56 257H53V255L51 254ZM27 258H28V256H27ZM33 258H35L33 261L40 259L37 257V255H36V257H33ZM30 259H32V258H30ZM84 259H87V258H84ZM27 261L30 262V260H27ZM66 261L69 264V262L71 260L69 261L68 259H65V264H67ZM81 261L83 262V259L80 261L78 260L77 262H70V263L76 264L79 262L78 264H80ZM84 261H86V260H84ZM11 264H12V262H11Z\"/></svg>",
    "mask_w": 264,
    "mask_h": 264
}]
</instances>
